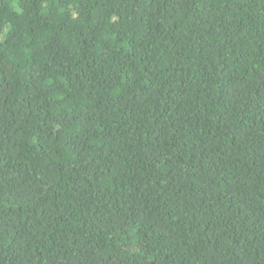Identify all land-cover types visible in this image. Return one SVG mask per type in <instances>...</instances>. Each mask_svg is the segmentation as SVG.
Returning a JSON list of instances; mask_svg holds the SVG:
<instances>
[{"label": "trees", "instance_id": "1", "mask_svg": "<svg viewBox=\"0 0 264 264\" xmlns=\"http://www.w3.org/2000/svg\"><path fill=\"white\" fill-rule=\"evenodd\" d=\"M0 264H264V0H0Z\"/></svg>", "mask_w": 264, "mask_h": 264}]
</instances>
